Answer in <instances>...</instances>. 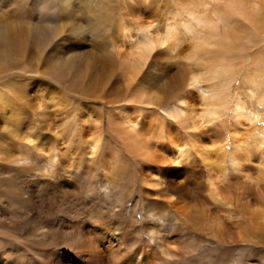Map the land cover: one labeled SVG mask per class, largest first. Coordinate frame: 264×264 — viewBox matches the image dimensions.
Here are the masks:
<instances>
[{
	"label": "bare ground",
	"instance_id": "bare-ground-1",
	"mask_svg": "<svg viewBox=\"0 0 264 264\" xmlns=\"http://www.w3.org/2000/svg\"><path fill=\"white\" fill-rule=\"evenodd\" d=\"M212 1H187L162 28L155 27L151 17H140L137 34L130 25L123 26L121 39L128 46L121 55L106 38H98L108 27L110 31L115 28L111 0H0V76L9 73L0 84V107L4 106L0 110V264H217L220 246L230 249L235 241L248 238L237 231L240 221L217 212L216 202L238 200L239 206L254 209L264 222L259 205L264 203V186L254 187L256 196L251 198L239 191L235 198L225 195L212 167L206 177L195 164L182 165L191 155L186 141L171 137L174 148H168L160 145L161 134L159 144L151 143L150 131L141 133L136 128L141 120L140 115L133 119L134 111L123 110L122 122L127 127L113 128L107 135L116 147L106 141L102 145L101 132L84 139L89 155H99L98 160H85L74 122L54 135L69 143L72 136L79 137L77 146L70 152V148L64 150L67 156H62L61 142L36 143V138L22 131L31 116L38 114L21 108L25 102L19 94L28 87L25 77L41 79L47 73L41 68L49 67L53 82L71 75L79 90L90 69V43L98 45L97 54L113 48L133 79L131 86L136 87L131 97L139 104H161L160 96L147 93L136 76L150 58L159 55L158 47L175 50L180 31L191 34L188 59L211 58L210 48L215 46L231 56L257 47L251 60L258 64L255 73L261 76L264 0H223V5L215 7ZM79 3L83 8L76 11ZM100 6L108 7L112 17ZM75 19L78 24L72 22ZM37 45L41 51L34 49ZM223 63L215 71L218 81L211 77L217 82L209 95L201 87L204 76L197 71L190 74L189 87L203 90L201 102L188 103L187 94L175 91L174 100L166 106L177 111L176 116L187 111L184 123L194 130L220 120L228 108L232 121L228 128L233 134L244 121H255L253 110L241 96L232 100L228 96L234 64L230 60ZM76 65L81 69L78 73ZM252 69L245 70L244 94L253 99L263 92L264 98L263 84ZM208 145L194 141L203 160L207 157L202 150L206 152ZM231 161L236 165L235 158Z\"/></svg>",
	"mask_w": 264,
	"mask_h": 264
},
{
	"label": "rangeland",
	"instance_id": "rangeland-1",
	"mask_svg": "<svg viewBox=\"0 0 264 264\" xmlns=\"http://www.w3.org/2000/svg\"><path fill=\"white\" fill-rule=\"evenodd\" d=\"M187 1L189 2L190 0H126L125 2L111 0V5L114 8L112 10L113 17L108 7L104 9L102 6L100 7H102L103 11L108 9L107 13H110L111 22L114 23L112 24L115 25V28L110 31L108 27L98 38H106L105 40L109 45L114 44L113 46L120 50L121 55H124L125 52L123 51L127 50L128 45L121 39L124 32L123 26L130 25L131 32L137 34L142 17H151V19L153 18L154 26L162 28L168 17H173L180 7L182 8L188 3ZM251 1L249 0V2ZM132 2L134 3L132 4ZM223 4V0L211 2L212 7ZM80 7L79 3L76 11H80L83 8ZM77 20L75 19V22L74 20L72 22L78 24ZM240 22L244 23V19L240 18ZM112 35L113 37H111ZM190 36V33L180 31L179 40L176 41V48L173 52H170L166 46L158 47V51L156 50L155 52H158L159 55L153 60L150 58L148 64L136 76L146 88L147 93L156 92L160 96L161 104L135 103L131 95L134 93L136 86H131L133 79H129L126 68L120 65L119 56L113 54L114 50L111 47L108 48V51H110L107 54H97L98 45L96 43H90L89 45L88 51H93L91 52V61L88 62L90 64L87 66L90 67V69H87L89 71L87 74L88 80L86 77L82 80L83 83H86L79 87V90L74 87L71 75L68 78L61 79L60 83L57 80L53 82L48 73L49 67L41 68L42 72L46 73L47 71L41 79L31 78V80L24 76L26 78L25 84L28 87H25L24 91L19 94V96L22 95L23 103L25 102V107L21 108L32 114L38 111V114L34 117L33 115L31 116L22 131L30 133L31 138H36V143L38 141H41V143L61 142L59 147L64 152L62 156H67L64 150L67 151V148H70L68 150L70 152L74 146H77L75 144L76 142L78 143L79 137L80 139L82 137L79 145L83 146L82 148L86 151L85 160H98L97 156L99 155L91 158L88 152L89 147L85 145L84 139H91L97 132H101L103 137L102 145L106 141L116 147L115 141L107 137V135L112 132L111 129L113 128L127 127L123 124L122 118L124 115L123 110L128 109L131 112L134 111V113L132 112L133 119H137V116L140 115L141 121L136 128L141 133L146 131L144 133L149 134L150 131L151 134L148 137L151 138V143L159 144L161 141L160 145L163 144L168 148H174L175 143L171 142V137L186 141L191 155L182 165L195 164L206 177L208 168L212 167L213 173L218 176L221 185L225 187V195L235 198L238 197L239 191L248 198L255 197L253 188L264 186V98L263 92L257 93L253 99L247 98L244 94L243 85L246 82L244 78L245 70L253 68L252 73L263 84L262 91H264V71L261 76L256 74L255 71L258 64L254 65L251 60L257 51V47L249 48V50L244 51L246 53L242 54V56H231L225 55L222 47L215 46L210 48L211 58L205 55L203 58H199L201 60H193L188 59L192 42ZM33 47L35 50L40 49L38 45L37 48ZM12 55L11 53L9 60ZM227 60L232 61L235 71L234 79L228 90V96L231 100L235 99L236 96H241L248 108L251 111L253 110L255 121H244L243 124L238 126L237 133H234V135L233 131H230L231 127L230 129L228 128L232 122L231 109L228 108L220 120L194 130L190 124L184 123L185 119L183 118L188 113L187 111L182 113L184 115L176 116L177 111L172 112L166 106L172 103L177 91L187 94L188 103L197 104L201 102L199 94L205 89V95L211 94V85L218 81L215 71L216 69L220 71V67L224 64L223 62ZM77 65L75 66L77 70L74 69L76 73L81 70ZM87 70L84 69L85 76ZM195 71L204 76L201 83L203 90L189 87L188 85L190 74ZM7 74L9 75V73ZM7 74L0 76V84L5 81ZM211 77H214L217 81L212 80ZM74 78L76 80L77 77ZM69 82H71V85ZM86 85L87 87L84 89L86 92H81ZM128 97L131 98L129 99ZM115 100H118L117 102L119 103L115 102ZM197 108L201 110V107ZM1 109L3 110L4 106L0 107ZM73 122L74 129L79 136L71 137V142L75 141L73 144L54 136L55 132L60 133L63 129L70 128V125L72 127ZM151 131L154 132L152 133ZM161 134L162 139L158 141ZM156 141L158 142L156 143ZM194 141H197V144L200 142L209 144L206 152L202 150L204 156L207 157L206 159L203 160L198 148L196 146L193 147ZM232 158L236 159V165L231 161ZM178 166L180 167L181 165L176 164V167ZM204 190L205 186L203 185L202 191ZM262 191L264 193V189ZM216 204L217 212L221 216H233L234 221L241 222L240 229L237 231H241V234H246L248 238L243 241H235L230 249H227L229 248L228 245L220 246L219 252L215 255V259L218 261L217 264H264V222L260 221L257 215L253 213L254 209L239 206L238 200H233V204H230V201L216 202ZM259 205L264 210V203L260 201ZM129 206L130 204L128 203L126 207L128 208Z\"/></svg>",
	"mask_w": 264,
	"mask_h": 264
}]
</instances>
